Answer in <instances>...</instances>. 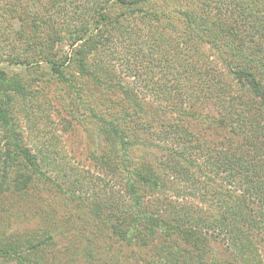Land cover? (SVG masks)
<instances>
[{"label": "trees", "instance_id": "trees-1", "mask_svg": "<svg viewBox=\"0 0 264 264\" xmlns=\"http://www.w3.org/2000/svg\"><path fill=\"white\" fill-rule=\"evenodd\" d=\"M35 2L38 4L42 2L40 8L37 9L33 5ZM53 2L54 0H14L2 5L5 13L3 14L9 25L13 27L18 23V28H9L8 33L10 38L18 41L17 46H20V50L6 60L0 55V63L5 60L10 66H20L24 74L10 75L0 67V125L5 129L2 137H8V140H5L6 144L13 145L12 155L22 169L24 168L26 174L23 175H28L23 178L22 189L30 184L33 177L38 176L49 180L59 192H64L59 184L54 183L46 176V172L40 169L39 163L32 156L27 144L23 142L22 132L17 129L13 102L16 96L25 97L30 89L35 88L38 96L48 98L47 103L55 107L59 113L70 115L74 111L68 94L75 92V99L82 104L83 98L80 93L88 94L85 86L87 80L99 87L103 85L107 90L104 93L111 91L115 94L116 100L102 105L95 104V111L104 112L109 116L111 122L108 123L109 132L103 131L102 123L98 122L100 120L97 124L100 133L103 132L104 135L113 138L115 148H118L114 150L109 148V159L120 149L123 156H119L118 159H128L126 191L128 205H124V208L118 206L112 209L110 216H107L109 224L105 231L101 230L99 222L95 219L88 221L85 227L73 228L69 227L68 223L63 224L61 219L60 224L53 218V214L47 213L50 217L49 221L52 222H45L39 229H35L42 237L32 233L31 229L22 230L30 234L28 241H4L0 238V264L10 262L49 264L42 255L37 256V253L38 250H42L40 252L42 254L47 246H55L56 235H60V239L67 241V244H72L74 237L80 241V237L85 236L87 245L79 249L83 256H87L89 250L93 248L91 245L96 243L99 249L105 246L110 249V245L104 244L105 238L106 242L110 237L115 240L122 239L121 237L127 239L126 234L118 226L120 218H128V246L135 238L145 239L144 241L153 243V248L157 250L158 255L153 254L148 260L144 259V264H161V258L165 256L168 259L176 256L177 263H183L185 258L183 253L187 254V252L193 254L199 264L204 261L200 255L212 257L214 254L210 253L209 243L211 235L194 224L192 221L195 220L186 214L185 209H182L184 212L181 213L179 212L181 209L178 210L176 204L169 199L164 202L163 196L167 191V185L163 176L174 173L188 178L190 176L188 171L192 167H198L194 159L196 155L193 157L187 152L190 147H195V143L191 140H195L193 137L196 133L188 132L191 139L184 140L179 137V126L171 123L173 119L178 118L181 126L186 127V121L195 120L200 125L205 124L216 130L223 138L225 167L229 169V166L236 168L242 162L239 158L244 154V150L232 146L233 139L235 140L245 130L241 122L257 117V129L261 128L260 140L251 138L246 146H249L248 151L250 147L261 151L264 144L261 138L264 129V79L260 77L261 73L264 75V0H209L208 2L207 0H96V18H92L89 23L81 22L78 27L65 32L66 41L72 47V52L64 56L54 52L55 32L44 25L47 21L45 13L49 11L47 7ZM116 10L118 13L114 15L113 11ZM120 12L128 14V26L120 19ZM77 17L79 21V15ZM141 21L146 22L149 29L154 30L151 34L152 38L147 37L145 31L141 34L140 31L136 32L135 29H139ZM108 26H113V30L119 34L128 35V43L136 45L138 49L145 46L148 52L152 50L157 53L154 45L168 46L161 54L168 69L182 67L187 70L189 65L181 57L180 52L174 49L175 47L189 48L194 53V57L202 51L203 56L207 54L204 60L211 57L215 61L213 63L225 69L231 83L209 78L205 73L200 76L203 77L201 82L191 85L187 83L183 89L184 94L180 91L171 93L174 91L172 88L156 91L155 98L157 97L159 105L154 107L151 100H148V91L146 92L145 89L141 91L129 84L127 87L119 81H114L109 72L111 70L105 68L107 65L90 63L89 49L92 48L94 52L98 48L93 38L103 39L105 33L110 31ZM165 31L168 32L167 35ZM42 62L47 70L41 71L39 68ZM192 70L193 66L189 71ZM193 76L195 74L190 73L186 77L193 80L195 79ZM236 91L249 93L257 100L256 109L252 114L243 110V103L238 106L239 98ZM183 97L185 99H182ZM177 100L180 102L179 105L175 104ZM97 107L105 109L100 110ZM90 111L92 112V109ZM257 111L261 113L257 114ZM91 114L94 118L97 117L95 112ZM79 126L83 129L82 123L76 121V127ZM245 133L248 134V131ZM152 134L154 136H151ZM152 137L165 144L160 146L158 141L154 144L149 143ZM170 140L173 144L182 143L179 146L181 150L169 148L167 142ZM153 149L156 151L163 149L167 154L166 160L161 159L163 168L156 172L154 170V173L145 160L147 153ZM117 166L119 167L118 164ZM260 166L264 168L262 157ZM238 185L242 188L243 195L237 194L236 190L232 192L230 188L225 189L227 194L226 200H222L223 206L218 208L211 206V210L207 213L209 227H213V231L214 229L220 231L227 241L226 253L229 256L227 257L225 252L221 256V252L217 250L215 264L237 263V258L240 256L242 260H246L247 256L244 254L247 253L261 261L256 245L261 241L259 234H264V215L255 213L248 202L251 197L256 196V194L249 195L252 191L260 193L264 190V176L259 182L254 183L244 179ZM221 196V191L211 193L213 200L221 199ZM199 221L204 222L201 219ZM160 232L164 235L175 234L180 243L174 238L167 244H155L154 241ZM35 236L39 238H34ZM140 244L144 245V243ZM159 256L160 260L157 261ZM52 262L55 264L54 261Z\"/></svg>", "mask_w": 264, "mask_h": 264}, {"label": "rangeland", "instance_id": "rangeland-1", "mask_svg": "<svg viewBox=\"0 0 264 264\" xmlns=\"http://www.w3.org/2000/svg\"><path fill=\"white\" fill-rule=\"evenodd\" d=\"M11 2L14 0H0V55L5 60L9 56L13 57L20 50V46H17L18 41L10 38L8 33L9 28H18V23L13 27L9 25L2 9L3 4L6 5ZM24 3L27 6L26 2ZM40 3L35 2L33 5L38 9ZM95 7L96 0H65L63 2L62 0H54L52 5L49 4L47 7L49 11L45 13L47 14L45 17L47 21L44 25L55 32L54 52H58L59 55L63 54V56L72 52V47L66 41L65 32L73 27H78L81 22L89 23L92 18H96ZM113 12L114 15L118 13L117 10ZM78 15L79 21H77ZM119 17L128 26V14L123 12ZM112 27L108 26L110 31L105 33L103 39L93 38L98 48L94 52H92V48L89 49L90 57L88 59L90 63L107 65L105 68L111 70L109 72H111L114 81H119L127 87L129 84L141 91L144 89L146 92L148 91V100H151L152 103H150L154 107L159 105L157 97L155 98L156 91L172 88L174 91L171 93L180 91L184 94L183 89L186 84L201 82L203 77L200 76L205 73L209 78L231 83L225 69L219 64L213 63L215 61L211 57L204 60V56L207 54L203 56L202 51L197 57H194V53L189 48L175 47L174 49L180 52L181 57L189 65L187 70L182 67H175L174 70L168 69L166 61H164L165 58L161 55L168 46L158 47L154 45L157 53L152 50L148 52L145 46L138 49L136 45L128 43V35L119 34ZM138 28L135 29L136 32L140 31L141 34L142 31H145V34L146 32L148 34L147 37L152 38L151 34L154 30L149 29L146 22L141 21ZM164 33L168 34L167 31ZM5 60L0 63V67H3L10 75L17 73L24 75L21 71L23 68L17 65L10 66ZM40 65L41 71L47 70L43 62ZM192 66L193 70L189 71ZM190 73L195 74L193 76L195 79L190 80L186 77ZM260 77L264 79L262 73ZM186 79L188 80L186 81ZM35 86L40 85L35 84ZM85 86L88 94L80 93L83 98L82 104L75 99V92L68 94L71 97V105L74 111L70 115H66L64 112L59 113L55 107L47 103L49 102L48 98L38 96L35 88L30 89L25 97L16 96L13 102L15 121L18 124L17 129L22 132L23 142L27 144L32 156L39 163L40 169L46 172V176L50 177L54 183L59 184L64 192H59L58 188L49 180L38 176L33 177L26 188H21L23 178L28 175H23L26 172L16 161L15 156L12 155L13 145L6 144L5 140H8V137H2L5 129L0 125V198H3L0 200V238L4 241H28L30 234L24 231L31 229L32 233L42 237L39 231L35 229H39L42 224L49 221L50 217L47 213L53 214V218L60 224L61 219L63 224L68 223L67 225L73 228L85 227L88 225V221L95 219L99 222L101 230L105 231L109 224L107 216H110L112 209L118 206L124 208V205H128V194L126 193L128 159H118L119 156H123L121 149L109 159V148L111 147L110 149L113 150L117 148H115V140L109 135H104L103 132L100 133L97 121L100 120L98 122L102 123L100 124L104 129L103 131L109 132L110 118L104 112L95 111V104L102 105V103L113 102L116 100L115 94L111 91L104 93L107 90L103 85L99 87L89 80L86 81ZM236 94L239 98L238 106L243 103V110L252 114L256 109L255 102L257 100L249 93L236 91ZM179 100L176 101V105L180 104ZM172 104L174 103L172 102ZM90 109L97 114L96 118L93 117ZM256 113L260 114L261 112L257 111ZM258 118L260 117L258 116ZM256 120L257 117H254L253 120L241 122L245 130L235 140L233 139L232 146L234 148L241 147L244 150V154L239 158V161L242 162L236 168L229 166V169L225 167L223 138L217 134L216 130L214 131L205 124L200 125L195 120L186 121V127L181 126L178 118L172 120L171 125L179 126L180 138L190 140L188 132L196 133L193 137L195 140H191L195 143V147H190L187 152L191 153L193 157L196 155L194 159L198 167H192L188 171L190 174L188 178L174 173L166 177L163 176L167 185V191L163 197L164 202L169 199L176 204L178 210L181 209L179 212L182 213L184 212L182 209H185L186 214L195 220L192 222L200 226L203 232L211 235L209 237L210 253L214 255L209 258L200 255L204 259L200 264H215L217 258L215 252L217 250L221 252V256L224 252L227 257L229 256L226 253V237L217 229L213 231V227H209L207 213L211 210V206H217V208L223 206L222 200H226L227 194L225 189L230 188L232 192L236 190L237 194L242 193L243 195L242 188L238 185L239 182L248 179L255 183L264 176V168L260 166V159L261 157L264 158V144L260 152L253 147H250L248 151L249 146H246L251 138L260 140L261 128L257 129L258 122ZM76 121L82 123L83 129L80 126L76 127ZM246 131L248 134L245 133ZM231 136L234 137V135ZM261 138L264 142V129ZM157 141L160 146L165 144L154 137L150 138L148 142L154 144ZM167 144L173 150H181L179 146L182 143L173 144L170 140ZM247 151L248 153H246ZM166 158L167 154L163 149L157 151L153 149L145 156V160L153 173L154 170L156 172V170L163 168L161 159L166 160ZM221 186L223 187L221 188ZM215 191H221V199H212L211 193ZM176 193L179 195L175 196ZM254 194L256 196L250 198L248 205L255 210V213L259 212V215H264V190L260 193L252 191L249 195L254 196ZM197 213L201 216H198ZM120 219L118 226L126 234L127 239L121 237L122 239L115 240V238L110 237L106 242L105 238L104 244L110 245V249L106 246L99 249V245L96 243L91 245L93 248L89 250L87 256H83L79 249L87 245L85 236L80 237V241L74 237L71 241L72 244H67V241L60 239V235H56L57 237L54 239L56 245L47 246L42 254L40 253L42 250H38L37 256L42 255L49 264H52V261L55 264H144L143 262L148 260L149 256L158 255L157 250L152 246L153 243L150 244V242L144 241L145 239L135 238L128 246V218ZM200 219L204 222H200ZM187 224L191 223L187 222ZM67 225L64 226L67 227ZM157 235L156 241H154L157 245L160 243L167 244L174 238L180 243L175 234L164 235L163 232H160ZM258 237L261 241L256 245V251L260 255L261 261L256 260L254 255L247 253L244 254L247 256L246 260H242L239 255L237 263L233 264H264V234L261 233ZM34 238L39 237L35 236ZM140 243H144V245ZM128 255L130 256L129 259ZM183 257H185L183 263H177L176 256H172L171 259L165 256V258H161V264H193L194 262L199 264L191 253H183ZM158 260H160V256L157 258ZM9 264L17 263L10 262Z\"/></svg>", "mask_w": 264, "mask_h": 264}]
</instances>
